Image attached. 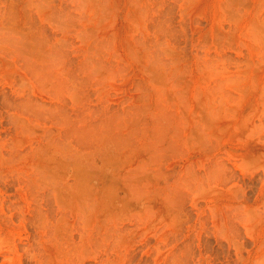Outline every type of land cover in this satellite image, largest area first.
Listing matches in <instances>:
<instances>
[{"label":"rangeland","instance_id":"rangeland-1","mask_svg":"<svg viewBox=\"0 0 264 264\" xmlns=\"http://www.w3.org/2000/svg\"><path fill=\"white\" fill-rule=\"evenodd\" d=\"M0 264H264V0H0Z\"/></svg>","mask_w":264,"mask_h":264}]
</instances>
